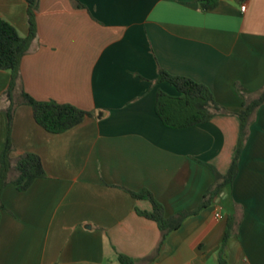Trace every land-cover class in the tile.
I'll use <instances>...</instances> for the list:
<instances>
[{
  "label": "crops",
  "instance_id": "obj_1",
  "mask_svg": "<svg viewBox=\"0 0 264 264\" xmlns=\"http://www.w3.org/2000/svg\"><path fill=\"white\" fill-rule=\"evenodd\" d=\"M38 0L36 37L20 64V87L37 100L91 116L50 133L31 107L16 106L12 158L33 152L45 177L2 193L0 264H264V103L257 107L229 189L184 218L156 251L157 223L129 191L149 190L166 216L197 208L234 156L244 100L264 86V0ZM245 4V10L240 6ZM25 0H0V17L26 36ZM205 84L226 113L166 127L155 112L158 69ZM10 73L0 70V151ZM19 89L15 99L19 98ZM216 212L222 214L217 217ZM237 226L223 251L228 218Z\"/></svg>",
  "mask_w": 264,
  "mask_h": 264
},
{
  "label": "trees",
  "instance_id": "obj_2",
  "mask_svg": "<svg viewBox=\"0 0 264 264\" xmlns=\"http://www.w3.org/2000/svg\"><path fill=\"white\" fill-rule=\"evenodd\" d=\"M235 1L243 2L245 0ZM25 2L27 5L26 19L28 25L26 36L19 35L17 29L11 23L0 17V70H7L10 73V79L4 91L7 100V105L4 108L7 134L4 146L0 151V215L3 209L1 193L8 183H12L18 190H26L35 179L46 175L41 159L36 153L26 152L16 158L11 156V152L14 149L11 139V126L16 106L19 104L29 105L35 122L50 133H62L92 115L91 112L69 103H61L52 99L37 100L20 87L21 59L29 51L37 32L36 11L38 0H25ZM72 2L76 7H83L78 0H72ZM218 3L219 0H198L200 8L205 11L213 10ZM155 82H167L177 91L176 95H171L159 89L156 94L155 112L166 127H188L207 122L215 114L226 113L223 107L215 101L210 89L205 84L197 82L190 77L173 75L159 68ZM19 87V98L15 99L14 95ZM262 103H264V86L256 97L243 101V107L237 114L240 119L238 142L229 169L225 174L214 170V181L203 195L196 209L180 211L166 216L163 205L155 199L149 190L129 191L133 198L146 199L152 205L151 210L136 209V211L139 215L157 223L161 237L156 251L160 249L168 233L178 228L185 217L197 213L201 208L212 202L221 192L230 188L237 175L238 161L248 136L249 124L252 121L255 110ZM236 226L237 218L235 216L229 217L221 244L222 251L228 237L235 233ZM117 260L118 264H135V259L124 253H118ZM218 264L227 263L220 256Z\"/></svg>",
  "mask_w": 264,
  "mask_h": 264
},
{
  "label": "built area",
  "instance_id": "obj_3",
  "mask_svg": "<svg viewBox=\"0 0 264 264\" xmlns=\"http://www.w3.org/2000/svg\"><path fill=\"white\" fill-rule=\"evenodd\" d=\"M240 8H241L242 11H244V10H245V4L241 5ZM215 215H216L217 217H221V216H222V214H221L220 212H216Z\"/></svg>",
  "mask_w": 264,
  "mask_h": 264
}]
</instances>
